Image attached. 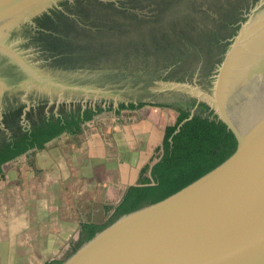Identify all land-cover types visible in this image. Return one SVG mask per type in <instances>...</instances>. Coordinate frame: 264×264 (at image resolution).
I'll return each instance as SVG.
<instances>
[{
    "label": "water",
    "instance_id": "1",
    "mask_svg": "<svg viewBox=\"0 0 264 264\" xmlns=\"http://www.w3.org/2000/svg\"><path fill=\"white\" fill-rule=\"evenodd\" d=\"M140 100L181 123L56 264H264V0H0V162Z\"/></svg>",
    "mask_w": 264,
    "mask_h": 264
},
{
    "label": "crops",
    "instance_id": "2",
    "mask_svg": "<svg viewBox=\"0 0 264 264\" xmlns=\"http://www.w3.org/2000/svg\"><path fill=\"white\" fill-rule=\"evenodd\" d=\"M96 113L1 165L0 264H56L81 242L82 224L103 225L136 184L178 112L144 104ZM86 239V238H85Z\"/></svg>",
    "mask_w": 264,
    "mask_h": 264
},
{
    "label": "trees",
    "instance_id": "3",
    "mask_svg": "<svg viewBox=\"0 0 264 264\" xmlns=\"http://www.w3.org/2000/svg\"><path fill=\"white\" fill-rule=\"evenodd\" d=\"M144 104H151V105H157V106H166V107H172L174 108L178 114L176 116V120L173 124H169L166 125L164 128V134H163V139L161 142H164V140L173 132V130L181 123V106L180 105H176L173 103H169V102H157V101H146V100H140V101H131V102H121L118 103V105L115 107V111L118 113L121 109L124 108H128V109H135L138 108ZM113 105L112 104H108L104 107H101L95 111H92L88 114H85L79 118H76L72 121H69L59 127H57L56 129L52 130L51 132L47 133L46 135L42 136L41 138L37 139L36 141L32 142L31 144L27 145L26 147H24L23 149L19 150L18 152H16L15 154L11 155L10 157H8L7 159L3 160L2 162H0V172H1V165L10 160L15 158L16 156L20 155L21 153L25 152L26 150L32 148V147H42L44 146V144L49 141L50 139H52L53 137L57 136L58 134H60L63 131L69 132V133H78L81 131L82 129V125L85 121L91 119L96 113L105 110V109H112ZM146 169V166H144L141 169V172H143ZM135 186V184H131L127 187V189L125 190L121 200L115 205L114 211L113 213L116 211V209L122 204V202L124 201V199L127 197V195L130 193V191L132 190V188ZM101 225L96 224V223H84L81 226L80 232H79V241L81 242L82 240H84L85 238L90 237L95 230H97ZM46 264H52V262L46 263Z\"/></svg>",
    "mask_w": 264,
    "mask_h": 264
}]
</instances>
